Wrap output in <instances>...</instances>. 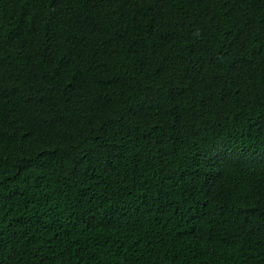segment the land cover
Returning <instances> with one entry per match:
<instances>
[{
	"label": "trees",
	"instance_id": "16d2710c",
	"mask_svg": "<svg viewBox=\"0 0 264 264\" xmlns=\"http://www.w3.org/2000/svg\"><path fill=\"white\" fill-rule=\"evenodd\" d=\"M0 264H264V0H0Z\"/></svg>",
	"mask_w": 264,
	"mask_h": 264
}]
</instances>
